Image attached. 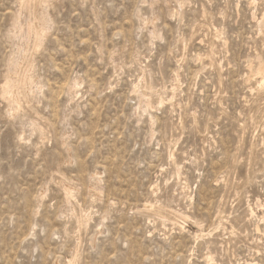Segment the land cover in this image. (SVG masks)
Returning a JSON list of instances; mask_svg holds the SVG:
<instances>
[{
  "label": "rangeland",
  "instance_id": "obj_1",
  "mask_svg": "<svg viewBox=\"0 0 264 264\" xmlns=\"http://www.w3.org/2000/svg\"><path fill=\"white\" fill-rule=\"evenodd\" d=\"M45 5L0 0V264H264V0Z\"/></svg>",
  "mask_w": 264,
  "mask_h": 264
},
{
  "label": "bare ground",
  "instance_id": "obj_2",
  "mask_svg": "<svg viewBox=\"0 0 264 264\" xmlns=\"http://www.w3.org/2000/svg\"><path fill=\"white\" fill-rule=\"evenodd\" d=\"M48 1L49 0H21L20 12L18 13L15 19V26L17 27L16 36L20 38V40L24 39L28 43L31 39H33L32 43L34 42L33 44L35 45L36 48L37 47L40 48L42 40L44 39L43 37L45 36V33L49 26V18L45 11V9L47 8L45 4ZM44 6L46 8H44ZM23 14H26L29 17V19H27L25 23L21 21L23 20L21 19L23 18L22 17ZM18 47H20L19 48L20 56L19 58L11 59L9 69H8V77L1 89L2 97L5 100H7L13 112H20L21 104H22L21 101L23 97H25L26 99L28 95L30 96L29 94L30 87L32 86V84H34L33 83L34 80L31 77L32 75L30 76V73H32L31 70L33 71V69L29 71L31 67L30 66H29L30 68L28 67V61H27L28 60V49H27L28 46L23 44ZM20 58L24 61H27V66H24L23 65L24 63L23 64L21 63L22 60L20 61ZM259 71H262V68H260ZM33 124H34V121H33Z\"/></svg>",
  "mask_w": 264,
  "mask_h": 264
}]
</instances>
